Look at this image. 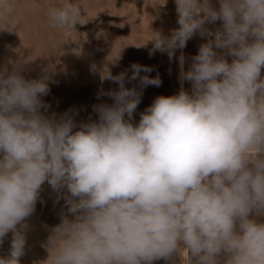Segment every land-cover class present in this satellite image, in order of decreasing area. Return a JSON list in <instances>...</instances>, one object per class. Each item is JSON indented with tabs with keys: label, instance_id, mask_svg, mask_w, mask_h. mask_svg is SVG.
Returning <instances> with one entry per match:
<instances>
[{
	"label": "clouds",
	"instance_id": "9594fccd",
	"mask_svg": "<svg viewBox=\"0 0 264 264\" xmlns=\"http://www.w3.org/2000/svg\"><path fill=\"white\" fill-rule=\"evenodd\" d=\"M217 3L175 0L179 27L154 32L151 51L171 60L193 36L208 39L187 71L179 56L191 90L158 96L135 124L142 91L125 83L160 86L159 76L141 75L149 67L104 73L119 85L104 93L113 103L94 105L98 121L78 130L71 114L41 112L46 77L0 68V243L13 234L0 264H20L26 237L17 225L45 182L66 189L74 217L52 230L48 264H152L184 250L187 264H264V0ZM12 11L0 0V20ZM81 13L77 3L49 7V23L74 30Z\"/></svg>",
	"mask_w": 264,
	"mask_h": 264
},
{
	"label": "rangeland",
	"instance_id": "374dc122",
	"mask_svg": "<svg viewBox=\"0 0 264 264\" xmlns=\"http://www.w3.org/2000/svg\"><path fill=\"white\" fill-rule=\"evenodd\" d=\"M13 7L7 21L0 20V68L11 72L14 65L22 68L26 80L47 78L49 93L42 97L47 108L41 112L59 119L71 114L77 124L98 121L93 110L100 103L112 104L104 95L118 90L119 85L103 78L109 71L113 76L126 72L131 76V66L138 64L152 69L141 73L159 76L160 86L141 88L138 80L126 81L125 87L142 91L141 103L133 114L138 123L140 114L158 96H172L181 88L186 91V81L180 79L179 56L181 52L190 67L191 58L198 53L206 37L193 36L183 50H176L170 60L166 52H152L150 40L154 32L169 36L178 28L175 0H9ZM166 2V3H165ZM77 3L82 9L81 23L74 30L53 27L49 23L48 8L64 7ZM7 27V28H5ZM5 28V29H3ZM66 189L57 193L45 182L39 193L34 212L17 230L26 237L24 255L20 264H48L53 254L48 249L52 230L61 223L68 212ZM12 232L0 243L7 258L10 253ZM182 247V245H181ZM152 264H183V257L173 253L170 258L155 260Z\"/></svg>",
	"mask_w": 264,
	"mask_h": 264
},
{
	"label": "crops",
	"instance_id": "0c3cea01",
	"mask_svg": "<svg viewBox=\"0 0 264 264\" xmlns=\"http://www.w3.org/2000/svg\"><path fill=\"white\" fill-rule=\"evenodd\" d=\"M212 3H213V5H217L218 6V3H217V0H212ZM222 26V22L221 21H217L215 24H209L208 25V27L211 29V30H215L216 28H219V27H221ZM198 35V34H197ZM207 38V37H206ZM208 39V38H207ZM218 52H220V51H222V50H217ZM227 59H228V61H229V63L231 62V57L229 56V57H226ZM187 64V60H185V64H184V70L185 71H187L188 70V66L186 65ZM262 75H264V68H262ZM191 86V84H190V82H188V81H186V83H185V88L187 89V90H189V87H187V86ZM262 220H264V218H261ZM0 256H4L3 255V250H0Z\"/></svg>",
	"mask_w": 264,
	"mask_h": 264
},
{
	"label": "built area",
	"instance_id": "2783aa9c",
	"mask_svg": "<svg viewBox=\"0 0 264 264\" xmlns=\"http://www.w3.org/2000/svg\"><path fill=\"white\" fill-rule=\"evenodd\" d=\"M183 247V245H182ZM182 257H183V264H187L188 262V253L186 250L182 251Z\"/></svg>",
	"mask_w": 264,
	"mask_h": 264
}]
</instances>
